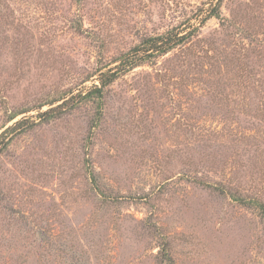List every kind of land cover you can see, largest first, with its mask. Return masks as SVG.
I'll list each match as a JSON object with an SVG mask.
<instances>
[{
	"label": "rangeland",
	"instance_id": "rangeland-1",
	"mask_svg": "<svg viewBox=\"0 0 264 264\" xmlns=\"http://www.w3.org/2000/svg\"><path fill=\"white\" fill-rule=\"evenodd\" d=\"M25 119L0 150V264H264V0H0V133Z\"/></svg>",
	"mask_w": 264,
	"mask_h": 264
},
{
	"label": "trees",
	"instance_id": "trees-1",
	"mask_svg": "<svg viewBox=\"0 0 264 264\" xmlns=\"http://www.w3.org/2000/svg\"><path fill=\"white\" fill-rule=\"evenodd\" d=\"M217 6H219V4H217ZM210 17L219 18V14L217 12H213ZM184 39V35L179 36L178 33H175L173 31L167 32L166 34L142 39L138 44H136L127 53L121 56L120 59H118V64L113 69L115 71L109 70L106 73L100 74L98 78L99 85H94L93 88L90 89L84 96L90 97L91 95H96L97 97H101L103 89L114 82L120 73L122 74L145 63H150L152 59L164 55L176 46L182 44ZM70 101L72 100H66L58 106L49 108L46 111L40 113L38 117L45 118L47 116H50L54 111L62 110L65 106L69 105ZM98 105H100V103H98ZM18 115L19 113L12 114L9 117L8 122L12 121ZM27 121V119L18 120L11 127H7L0 133V150L3 149L7 143V134L14 132V130H17L20 125L27 123ZM245 201H247L246 203L250 205L254 204L255 206H257L260 211L261 217L264 220V204L254 200ZM168 249V247H165V244H162V247L159 249L158 253L161 262L168 261L169 263H171V258L168 255Z\"/></svg>",
	"mask_w": 264,
	"mask_h": 264
}]
</instances>
